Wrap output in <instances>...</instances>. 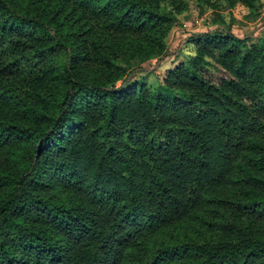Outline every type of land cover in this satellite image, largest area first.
Masks as SVG:
<instances>
[{
  "label": "trees",
  "instance_id": "obj_1",
  "mask_svg": "<svg viewBox=\"0 0 264 264\" xmlns=\"http://www.w3.org/2000/svg\"><path fill=\"white\" fill-rule=\"evenodd\" d=\"M187 6L0 0V264H264V38L128 78Z\"/></svg>",
  "mask_w": 264,
  "mask_h": 264
},
{
  "label": "rangeland",
  "instance_id": "obj_2",
  "mask_svg": "<svg viewBox=\"0 0 264 264\" xmlns=\"http://www.w3.org/2000/svg\"><path fill=\"white\" fill-rule=\"evenodd\" d=\"M187 3L167 37L166 52L149 61L135 63L128 78H144L149 86H155L168 68L193 53L194 47L188 38L198 32L230 25L239 36L264 38V0L257 12H251L242 4L230 8L227 3H220L218 8H212L197 0H187ZM121 84L119 81L118 85Z\"/></svg>",
  "mask_w": 264,
  "mask_h": 264
}]
</instances>
